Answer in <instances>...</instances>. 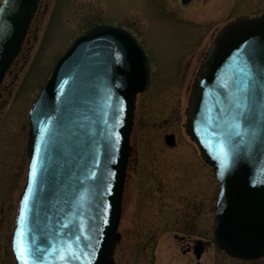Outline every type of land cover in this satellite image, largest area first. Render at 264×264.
<instances>
[{"label":"water","instance_id":"water-1","mask_svg":"<svg viewBox=\"0 0 264 264\" xmlns=\"http://www.w3.org/2000/svg\"><path fill=\"white\" fill-rule=\"evenodd\" d=\"M37 4L0 2V83ZM150 79L144 48L121 26L94 25L57 59L28 114L15 264H114L135 100ZM185 114L186 133L220 182L213 219L218 246L243 259L263 256L264 12L238 15L218 31L197 69ZM165 141L174 145L175 135L166 134ZM202 251L199 242L197 259Z\"/></svg>","mask_w":264,"mask_h":264},{"label":"rangeland","instance_id":"rangeland-1","mask_svg":"<svg viewBox=\"0 0 264 264\" xmlns=\"http://www.w3.org/2000/svg\"><path fill=\"white\" fill-rule=\"evenodd\" d=\"M164 1L167 15L152 0H39L0 83V264H15L11 237L27 172L32 101L62 52L97 24L132 28L151 66V81L136 97L115 264H194L195 254L184 249L197 238L207 243L201 264H264V256L242 260L216 244L212 214L220 184L184 126L191 85L210 41L209 35L199 42L194 33L203 28L193 16L219 24L237 13L264 10V0H226L222 8L219 0H194L184 9L178 0ZM188 12V23L175 17L184 20ZM168 133L175 135L174 146L164 139Z\"/></svg>","mask_w":264,"mask_h":264},{"label":"flooded vegetation","instance_id":"flooded-vegetation-1","mask_svg":"<svg viewBox=\"0 0 264 264\" xmlns=\"http://www.w3.org/2000/svg\"><path fill=\"white\" fill-rule=\"evenodd\" d=\"M153 2H154V7L156 8V10H157V12H159V13H164L165 15H167L166 13L168 12V8H167V6L166 5H164L162 2H161V0H152ZM163 2H165L164 0H162ZM193 1L194 0H178V4L180 5V7L181 8H183V7H185V6H189L191 3H193ZM222 1H224V2H227L226 0H219V2L217 3L218 4V6H219V8H222L221 7V3H222ZM228 3V2H227ZM205 4V3H204ZM203 4V5H204ZM184 9V8H183ZM216 9H218L216 6H215V8H214V10H216ZM224 9V8H223ZM218 11V10H217ZM216 11V12H217ZM264 10H261V11H258V12H253V13H248V12H245V13H247V14H249V15H256V14H259V13H261V12H263ZM194 12V11H193ZM192 12V13H193ZM215 12V13H216ZM218 12H220V11H218ZM188 14H191V13H187V15H185V17L186 18H184V20H181V16L180 15H175V17H177V19H178V21H182V23H188L190 20H188V19H190V18H188ZM239 14H242V13H237V14H235L234 16H230V17H228V18H226V20H224L223 22L221 21L219 24H206L207 23V17L206 16H203V14H199L198 15V17L197 16H195V18H194V16H193V18H192V20L193 21H196L197 23H199L201 26H202V30L200 31V32H198V33H194V34H196V35H198L199 36V42H201L202 44L203 43H206L205 41L207 40V37L210 35V41H209V43L207 44V46L206 47H208L209 45H210V43H211V41L213 40V38H214V36H215V34L220 30V28L221 27H223L227 22H229L230 20H232L235 16H237V15H239ZM218 13L217 14H214V15H212V18H213V20L212 21H215V20H217L218 18ZM183 19V18H182ZM185 19H187L188 20V22H185V21H187V20H185ZM195 19V20H194ZM191 23V22H190ZM125 27V26H124ZM130 28V27H129ZM130 30L132 31V28H130ZM133 32V31H132ZM134 33V32H133ZM135 35H136V33H135ZM137 36V35H136ZM138 37V36H137ZM138 39L141 41V43H142V45L145 47V43H144V41L142 40V39H140L139 37H138ZM200 44V43H199ZM169 145V144H168ZM171 146V145H170ZM172 146H174V145H172ZM203 160V159H202ZM204 162V161H203ZM205 164H207L206 162H204ZM208 165V164H207ZM207 165L205 166V167H207ZM209 166V165H208ZM212 170H213V176L215 175L216 176V174H215V171H214V169L212 168ZM215 204L216 203H214V205H213V214H212V234H213V218H214V213H215ZM198 241H202L203 243H204V248H205V246L207 245V243L204 241V240H202V239H199V238H197V239H194L193 240V243L191 244V245H189V246H187V248L186 249H184V251L185 252H188V251H192L193 253H194V247H195V245H197V243H199Z\"/></svg>","mask_w":264,"mask_h":264},{"label":"snow or ice","instance_id":"snow-or-ice-1","mask_svg":"<svg viewBox=\"0 0 264 264\" xmlns=\"http://www.w3.org/2000/svg\"><path fill=\"white\" fill-rule=\"evenodd\" d=\"M35 175H36V169H35V165H33V168H32V176H33V178H35ZM24 203H25V207H27V203H28L27 198H25ZM23 219H24V217H23V215H21V221H23ZM19 258L21 260H24L25 259V257H24V251H23L22 248L20 249V252H19ZM61 259H64V257L61 256Z\"/></svg>","mask_w":264,"mask_h":264}]
</instances>
